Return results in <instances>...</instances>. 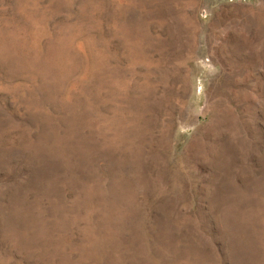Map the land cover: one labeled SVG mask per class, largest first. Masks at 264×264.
Masks as SVG:
<instances>
[{"label": "rangeland", "instance_id": "rangeland-1", "mask_svg": "<svg viewBox=\"0 0 264 264\" xmlns=\"http://www.w3.org/2000/svg\"><path fill=\"white\" fill-rule=\"evenodd\" d=\"M0 264H264V0H0Z\"/></svg>", "mask_w": 264, "mask_h": 264}]
</instances>
